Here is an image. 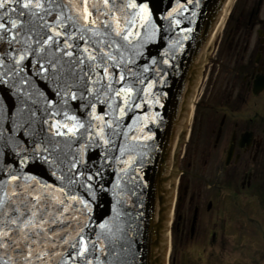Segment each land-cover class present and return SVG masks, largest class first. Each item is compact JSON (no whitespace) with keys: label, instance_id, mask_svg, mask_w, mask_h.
Masks as SVG:
<instances>
[{"label":"snow or ice","instance_id":"obj_1","mask_svg":"<svg viewBox=\"0 0 264 264\" xmlns=\"http://www.w3.org/2000/svg\"><path fill=\"white\" fill-rule=\"evenodd\" d=\"M156 30L144 0H0V264L115 255L116 218L94 226L91 216L110 181L89 150L124 151L122 121L145 83L141 63L155 64L145 45Z\"/></svg>","mask_w":264,"mask_h":264},{"label":"flooded vegetation","instance_id":"obj_2","mask_svg":"<svg viewBox=\"0 0 264 264\" xmlns=\"http://www.w3.org/2000/svg\"><path fill=\"white\" fill-rule=\"evenodd\" d=\"M237 3L221 30L220 60L204 69L205 83L177 154L179 184L184 187L181 195L183 203L187 199L185 213L190 215L178 216L182 225L175 228L187 235L185 241L191 245L213 247L220 241V264H241L242 249L231 254L227 242L239 245L240 231L248 225L242 215L249 214V204H256L255 214L264 212V0L246 2L249 6L244 3L240 8ZM215 156L219 166L214 187L221 194L206 197L194 188L201 174L197 165ZM263 258L250 255L251 261L245 264H257Z\"/></svg>","mask_w":264,"mask_h":264},{"label":"water","instance_id":"obj_3","mask_svg":"<svg viewBox=\"0 0 264 264\" xmlns=\"http://www.w3.org/2000/svg\"><path fill=\"white\" fill-rule=\"evenodd\" d=\"M231 1L197 0L193 5L186 3V0H144L153 13V24L157 29L155 40L178 45L179 56L174 61L169 55L153 58L155 64L148 60V72L143 71L145 65L141 63V79L145 83L137 85L134 99L130 102L132 106L127 108L122 121L127 133L120 140L124 151L95 145L89 150L93 155V164L89 167L107 165L104 180L110 181L104 191H96L97 199L91 213L93 224L96 226V220L101 217L105 221L115 217V223L121 229L115 255L107 256L105 264H164L167 216L172 197L168 181L175 175L174 171L168 169L170 148L195 85L201 63L198 62L199 58L213 28L220 24ZM176 21H179L178 25ZM161 44L159 41L156 46L160 47ZM146 55L152 57L156 54L147 51ZM164 60L169 63L164 64ZM155 98H162L161 117L157 125H150L152 134L153 131L157 135L160 133L155 144L156 151L162 153L158 155L157 165L152 167L150 158L154 153L153 144L147 143L148 134L138 128L137 121L149 112L145 106H141L148 100L150 113L154 115L151 107ZM135 104H140V107L136 108ZM105 151L109 153L107 159L96 157V153L103 156ZM35 171L43 170L37 166ZM82 191L87 192V189Z\"/></svg>","mask_w":264,"mask_h":264},{"label":"rangeland","instance_id":"obj_4","mask_svg":"<svg viewBox=\"0 0 264 264\" xmlns=\"http://www.w3.org/2000/svg\"><path fill=\"white\" fill-rule=\"evenodd\" d=\"M239 1H238L239 3L238 7L240 8L241 6L243 7L244 3L246 2L250 5L252 2H255L257 0H246L245 2L244 0H241L240 2ZM236 3H237V0L235 2L234 0L232 1L229 7V10H228L230 12L228 16L226 14L227 17L225 16V18L223 19V22H222L223 26H225V24L228 23V17H229V20L232 18L233 9ZM263 10H264V7H263ZM222 25H221V28H222ZM221 28L218 30L215 38L212 39L211 46L207 52V61H205L202 64L200 73H202V69L206 68L208 64L218 63L220 60L221 49H219L218 46H219V40L221 39ZM215 43H217L218 45L216 49L213 48V45ZM211 68H214V66H211ZM213 75H214V71H213ZM204 83L203 82L201 83V79L199 75L197 82H196V87L203 86ZM218 83L219 82L216 83L217 89L220 88V85H218ZM186 126L188 127L189 125H187V123L185 122L184 128ZM217 157L218 156L213 157L212 161H209V163L207 164H205L204 161H201L200 164L197 165L199 173L201 174H198L197 179H195L196 186L194 188L197 191L201 190L206 197L208 196L207 194H211V195L217 194V196H219V193L221 194V189L217 188V186L214 187V185L218 183L217 167L219 166V161ZM208 186H210L211 188H209ZM182 187L180 188V190L182 189ZM181 194H182V191L178 190V196H177L178 200L176 202L177 216L190 215L189 212L185 213L187 209L185 208L187 204V199H185V203H183V198ZM255 205L256 204L254 203L249 204V207L252 208L251 210H249V214L245 213L244 216L242 215L243 221L245 223L247 222L248 225L247 224L244 225L240 231L241 238H239L238 240L239 245L234 246V244H232V241L227 242L228 244L227 249L228 247L230 248L231 254L234 253V249H236V251L238 249H242V253L240 255L241 264L247 263L248 260L251 261L249 259L250 255L264 256V212L263 214H255V212H253V211H256L255 209H253ZM245 210L246 209L242 207V211H245ZM172 217L175 223L173 222L174 224L171 227V253L172 255H171L170 264H208L209 260L211 261L209 264H220L221 263V242L220 241L217 242V244L213 247H210L206 244L205 245L188 244V242L185 241V238L187 237V235L184 233L180 234L179 233L180 229L175 228L178 225H179V228L181 227L182 225L181 220L177 221L176 214H174V216ZM248 218H251V220H249ZM229 233L230 232H228V234ZM181 238H184V239L178 241V239H181ZM230 239L231 237H229V240ZM212 260H215V262H213ZM258 260L259 262L257 264H264V258L262 259V261H260V259Z\"/></svg>","mask_w":264,"mask_h":264},{"label":"bare ground","instance_id":"obj_5","mask_svg":"<svg viewBox=\"0 0 264 264\" xmlns=\"http://www.w3.org/2000/svg\"><path fill=\"white\" fill-rule=\"evenodd\" d=\"M227 11H228V10H227ZM226 14H227V12H226ZM226 14H225V15H226ZM225 15H224V17H225ZM224 17H223V18H224ZM222 20H223V19H222ZM221 23H222V21L220 22V24L216 27V29L214 30V32H213L212 35L210 36V38H209V40H208V42H207V44H206V46H205V48H204V50H203V52H202V54H201V56H200L198 62L201 61V58L203 59V58L205 57V53L207 52V49H208L209 46H210V42L212 41L213 37L217 34L218 30L221 28ZM171 217H172V215L167 216V218H168V220H167V225H166V226H167V231H168V229H169L168 224H169V221L171 220Z\"/></svg>","mask_w":264,"mask_h":264}]
</instances>
